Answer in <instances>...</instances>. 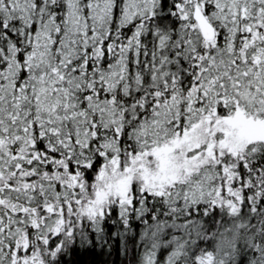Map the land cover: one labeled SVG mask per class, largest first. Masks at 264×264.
<instances>
[{"label":"snow or ice","instance_id":"obj_1","mask_svg":"<svg viewBox=\"0 0 264 264\" xmlns=\"http://www.w3.org/2000/svg\"><path fill=\"white\" fill-rule=\"evenodd\" d=\"M125 260L264 264V0H0V264Z\"/></svg>","mask_w":264,"mask_h":264},{"label":"trees","instance_id":"obj_2","mask_svg":"<svg viewBox=\"0 0 264 264\" xmlns=\"http://www.w3.org/2000/svg\"><path fill=\"white\" fill-rule=\"evenodd\" d=\"M140 224L139 221H132L131 222V234L129 235V241H133L136 239V234L140 231ZM113 231L115 232V228H113ZM120 255L121 259L123 260V241L120 242ZM129 248H132L131 243H129ZM124 264H128V261L125 260Z\"/></svg>","mask_w":264,"mask_h":264}]
</instances>
